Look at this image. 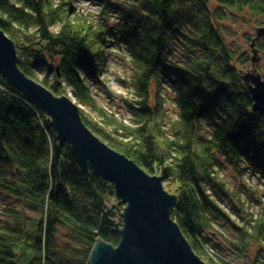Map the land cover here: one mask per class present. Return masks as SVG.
<instances>
[{"label":"trees","instance_id":"trees-1","mask_svg":"<svg viewBox=\"0 0 264 264\" xmlns=\"http://www.w3.org/2000/svg\"><path fill=\"white\" fill-rule=\"evenodd\" d=\"M78 1L0 0L21 71L92 110L80 112L96 136L163 177L177 196L172 218L203 261L264 264V197L256 214L244 209L251 202L221 173L226 164L264 179V115L244 80L252 45L244 52L226 30L263 25L264 0H89L96 12ZM114 52L133 77L128 124L97 110L91 91ZM162 84L174 94L173 119ZM0 195V264H90L98 240L121 241L114 185L83 170L48 116L1 75Z\"/></svg>","mask_w":264,"mask_h":264},{"label":"water","instance_id":"water-1","mask_svg":"<svg viewBox=\"0 0 264 264\" xmlns=\"http://www.w3.org/2000/svg\"><path fill=\"white\" fill-rule=\"evenodd\" d=\"M264 36V27L257 37ZM254 47V45H252ZM244 75L254 105L253 112L264 115V78L255 68ZM17 48L0 29V75L50 119L59 143H67L85 171L91 169L114 185L116 199L125 205L121 241L113 246L98 240L90 264H207L193 250L172 211L177 196L164 187L161 176L144 171L127 156L112 149L84 123L80 107L69 96H58L19 68Z\"/></svg>","mask_w":264,"mask_h":264},{"label":"rangeland","instance_id":"rangeland-1","mask_svg":"<svg viewBox=\"0 0 264 264\" xmlns=\"http://www.w3.org/2000/svg\"><path fill=\"white\" fill-rule=\"evenodd\" d=\"M77 5L82 8L90 7L89 9L95 12L98 11V8L91 6L89 0H79ZM263 27L264 22L263 25H260L259 22L254 21L251 23L242 22L237 25H229L226 30L233 34L231 38H228V42L234 44L235 46H241L244 52L246 51L249 54V51L251 50L250 45H254L252 50L256 49V46L262 48L260 53L257 55L259 61L255 68L264 78V36L260 38L257 37V30ZM253 56L255 55L252 54V57ZM108 62L107 72L101 75L100 78L104 85H99V87L92 86L91 91L94 94V103L97 110L128 124L129 109L122 107L124 106V102L131 103L135 99L133 96L134 90L132 89V72L129 69V65L122 60L121 54L117 52L110 55ZM247 69H249V71L254 69L253 64L252 68L250 66V68ZM161 92L162 95H164L163 99L165 102L162 105V109L168 116L171 117V119H173L176 117L177 113L174 94L165 84H162ZM78 106L86 115H90L91 117L94 116L95 113H93L92 110L82 105ZM246 169V172L242 176L235 168L225 164L221 173L231 186L242 189V192L245 194L248 201L251 202L250 208H246L245 206L243 208L246 210L248 209L249 211L251 210L252 213L256 214L259 206V198L264 197V179L254 177L251 170L248 168ZM4 200L5 198L0 195V211H2ZM123 206L124 208L126 207L125 205ZM209 234L210 236H208L211 238L213 243L214 241L219 242L222 240L221 235L217 231H215V234L213 232H210Z\"/></svg>","mask_w":264,"mask_h":264},{"label":"bare ground","instance_id":"bare-ground-1","mask_svg":"<svg viewBox=\"0 0 264 264\" xmlns=\"http://www.w3.org/2000/svg\"><path fill=\"white\" fill-rule=\"evenodd\" d=\"M254 51H256V50H252V53H254ZM249 86V85H248ZM72 100H73V98L71 97V95H68ZM30 101V100H29ZM32 102V101H31ZM90 130V129H89ZM91 131V130H90ZM164 187H165V185H164ZM166 189V188H165ZM167 190V189H166ZM168 191V190H167ZM169 192V191H168ZM170 193V192H169ZM171 194V193H170Z\"/></svg>","mask_w":264,"mask_h":264}]
</instances>
